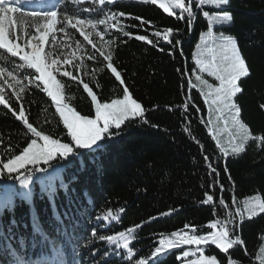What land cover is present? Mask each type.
Masks as SVG:
<instances>
[{"label":"trees","instance_id":"obj_1","mask_svg":"<svg viewBox=\"0 0 264 264\" xmlns=\"http://www.w3.org/2000/svg\"><path fill=\"white\" fill-rule=\"evenodd\" d=\"M189 2L191 0H185L186 4ZM23 5L20 7L25 13L31 12ZM52 5V10L61 15H74L79 19L98 20L111 12L126 13L119 24L132 33V37H124L118 29H108L105 25L96 28L105 32V51L111 52L113 66L121 72L125 85H120L101 57L86 59L91 46L71 28L68 29L71 37L79 40L85 50L84 67L64 65L63 68L88 83L101 102L120 98L123 87L127 86L133 98L144 107L148 123L134 119L122 126L118 135L109 138L105 151L94 154L99 157L96 164L89 162V155H84V171L79 169L78 157H69L71 167H67L68 161H52L48 174L56 177L55 192V184H41L37 179L46 175L44 173H36L32 184L25 189L18 180L9 179L7 171L3 170L0 186L14 184L15 190L11 204H0V264H19V259L31 264L40 260L41 254L44 258L49 256V260H40L41 264H56L59 259L62 264H136L138 259H146L151 264V253L163 236L181 230L192 234V228L195 234L205 235L210 231L209 222L224 220L228 212L234 211L248 196L259 193L264 200V144L259 141H249L244 152L217 164L219 184L211 186L215 176L209 175L203 155L214 157L217 149L207 131V107L201 92L189 85L196 73V45L200 42V33L207 29L199 13L189 28L187 14H184L185 20H180L179 10L176 16H169L158 5L137 0H114L104 5L98 0H54ZM192 7L196 11L195 3ZM205 9L217 11L216 8ZM223 10L233 19L228 25L215 28L216 33L232 35L251 68V76L240 82L243 92L236 101L241 108V119L254 135L264 136V111L260 109L264 104V0H229ZM135 16L149 23L142 24L133 18ZM164 28L178 33L172 44L152 35L158 30L163 34ZM137 35H148L153 45L136 40ZM92 36L99 45L101 41L94 32ZM61 40L72 47L64 48ZM108 41L114 43L109 47ZM56 44L65 53L82 55L73 39L62 33H57ZM14 63H19L17 58L0 50V67L10 68ZM32 71L26 68L19 71L18 78L26 85L20 93L22 100L17 102L13 98L10 108L0 106V160L3 162L20 154L30 143L31 134L13 115L12 110L18 109L20 104L37 130L67 142L66 130L51 98L42 88L28 83ZM57 79L61 77L58 75ZM61 83L64 85L63 102L81 115L94 117L95 106L83 86L70 78L61 79ZM8 92L5 89L6 99ZM185 103L189 104L187 109L183 107ZM195 140L200 141L203 149ZM79 152L83 154L87 150ZM73 175L77 179L70 183L66 196L59 185L69 184ZM220 184L224 186L223 192ZM206 193L214 195L212 203H204ZM221 197L228 203L227 210L219 204ZM0 199H3L2 194ZM108 212L117 219H100ZM151 217L157 219L151 220ZM135 225L142 227L136 231V239L130 245L131 256L125 254L126 250L113 255L114 247L99 239L101 235H114ZM237 234L244 241L247 255L244 246L236 245L228 255L208 246L207 254L216 255L222 264H228L229 259L232 264H260L264 214L240 221ZM178 251L171 252L159 264H181L177 260Z\"/></svg>","mask_w":264,"mask_h":264},{"label":"snow or ice","instance_id":"obj_2","mask_svg":"<svg viewBox=\"0 0 264 264\" xmlns=\"http://www.w3.org/2000/svg\"><path fill=\"white\" fill-rule=\"evenodd\" d=\"M27 0H0V50H3L10 57L18 59V64L14 63L11 67H0V106L10 108L12 99L17 102L22 100L20 93L24 92L26 85L19 77L21 69L34 70L30 73L31 80L28 83L35 84L37 89H41L51 98L55 105V111L62 120L64 129L66 130L67 142L61 139H54L51 135L44 134L43 131L37 130L29 119L25 116V108L22 104L13 111L14 117L22 122L26 131L31 134L30 143L22 149L20 154L14 155L7 159V162L0 160L3 170L8 173V178L18 180L19 184L28 189L33 182L36 173H44L37 177L41 184L56 185L53 192L57 191V180L54 175L48 174V170L52 167L51 162L54 160L68 161L67 167H71L72 161L69 157H78L80 171L86 168L84 155H89V162L96 164L99 157L95 153L105 151L109 138H113L120 133L122 126L131 123L137 119L144 123H148L145 119V109L137 99L133 98V94L127 86L122 89L120 98L111 99L110 102H101L98 100L96 93L85 83L79 79L78 75H74L73 71L63 68L64 65H72V68L84 67V48L79 40L71 37L69 28L76 30L83 38L87 45L91 46V52L86 56L87 60H94L99 56L106 62V66L110 69L115 79L120 85H125V80L117 67L113 66V57L110 51H105L104 36L105 32L96 31L97 25H105L108 29H118L124 37H132V33L125 31L124 26L119 24V20L125 18L124 12H111L105 18L79 19L74 15L58 13L57 10L48 11H31L25 13L20 7ZM99 4H112L114 0H98ZM119 2V0H115ZM137 2L151 5H158L164 13L169 16H176V10H179L178 19L185 20L184 14H187L188 27H192V21L199 13L207 23V31L200 33V41L203 44L200 56L195 58L196 83L189 80L191 88L200 86V92L203 97V103L207 106V115L205 122L207 131L211 139L215 142L217 153L214 157L208 154L203 155L205 167L210 176H215L212 181V187L219 184V170L216 166L222 160L229 156H237L244 152L245 146L249 141H259L264 144V136H256L249 128L248 124L241 119V108L236 102L239 94L243 92L241 81L251 76V68L248 62L241 54L237 40L232 35H225L223 32L216 33L214 28L227 25L232 21V16L223 10L224 6L229 4V0H191L188 4L185 0H137ZM192 3L196 4V11L193 10ZM206 6H213L217 9L215 12L204 10ZM59 7V5H58ZM59 16V20H58ZM135 20L141 21L142 24H148L141 17H133ZM90 28L91 31L86 29ZM101 41L98 45L94 42L92 33ZM57 33H62L73 39L76 49L82 55L75 56L72 52L65 53L60 50V46L56 44ZM157 40L162 37L163 42L167 44L173 43V37L178 35L171 28H164L161 31L152 33ZM51 37V40L49 39ZM136 40L146 42L153 45V40L148 35H137ZM114 41H108L110 47ZM179 44L180 42L177 41ZM64 48H70L72 45L65 44L61 40ZM46 46L48 50L46 51ZM155 46V45H154ZM198 49L201 44H197ZM161 51L163 49H160ZM76 61L74 63L73 61ZM63 69V70H62ZM205 74L214 78L216 83H209L205 79ZM70 78L71 81H78L84 91L90 97V101L95 106L94 117L89 115H81L75 108L70 107L63 102V88L61 79ZM12 81V82H10ZM5 89H8V98H5ZM185 109L189 107L188 103L183 105ZM260 109L264 111V104L260 105ZM222 124L219 129L221 135H227V144L223 143L217 135V126ZM38 141H41L38 143ZM195 143L203 149V145L199 140ZM79 150H87L81 154ZM43 164L47 167H41ZM31 166V167H29ZM65 167V166H61ZM24 170V172H21ZM27 173V174H25ZM13 174H16L13 176ZM231 181L230 173L228 174ZM77 177L72 176L69 184H60L67 196L70 191V183L75 182ZM221 192L224 186L219 185ZM15 185L0 186V204H11V195L14 193ZM71 191H75L71 189ZM70 199V197H69ZM214 201L213 194H205L204 203H212ZM232 203L236 200L233 197ZM219 204L226 210L228 203L221 197ZM244 210L247 211L249 218L255 217L257 214H264V200L260 197L249 198L244 202ZM123 211V209H121ZM170 213H162L168 215ZM243 217V210L239 207L234 211H229L228 216L224 220L214 219L207 224L210 231L205 235L195 234L192 228V234L188 231H176L171 236H163L157 241L158 246L151 253V264H159V261L166 258L171 252L181 246L193 247V251H183L177 256V260L181 261L189 257H198L195 260H189L188 264H222L216 255H205V248L208 246L215 247L220 252L228 255L233 246H244L247 255L246 246L240 235L237 234V228L240 223L236 217ZM111 217L116 220L112 212L104 215L102 220L108 221ZM151 220L157 217H151ZM142 225H135L127 230L120 231L114 235H101L99 239L114 247L113 255H119L121 250H126V255H133L131 243L136 239V231ZM185 228H189L185 225ZM95 231H93V235ZM262 256L258 257L260 264H264V248L260 249ZM136 264H149L146 259H138ZM228 264H232L229 259Z\"/></svg>","mask_w":264,"mask_h":264},{"label":"rangeland","instance_id":"obj_3","mask_svg":"<svg viewBox=\"0 0 264 264\" xmlns=\"http://www.w3.org/2000/svg\"><path fill=\"white\" fill-rule=\"evenodd\" d=\"M51 1H53V0H27V2L29 3V5H31V6H33L32 8H35V9H37V10H34V11H44L45 9H46V7H48L49 6V8L50 9H52V7H51V5L50 4H53L54 2H51ZM49 4V5H48ZM205 8H215V7H213V6H206ZM204 10H207V9H204ZM207 11H209V10H207ZM210 12H213V11H210ZM229 13V12H228ZM228 25V24H227ZM224 26V25H223ZM218 27H221V26H218ZM218 27H216V28H218ZM205 31H207V29L205 30ZM204 31V32H205ZM214 32H216V29L214 28ZM218 34V33H217ZM199 44H201V48L200 49H198L197 48V50L195 51V54H194V61H195V58H197L198 56H200V53L202 52V49H203V44H202V42L200 41L199 42ZM197 73H195V75H196ZM204 78L205 79H208V81H209V83H216V81L214 80V78H210V77H208L206 74H205V76H204ZM191 82L192 83H196V81H195V76L193 77V80H191ZM196 89H198L199 91H200V86H197L196 87ZM207 107V106H206ZM222 124H220V125H218L217 126V135L221 138V140H222V142L223 143H225V144H227V140H228V137H227V135L225 134V135H221L220 134V131H219V129L220 128H222ZM254 197H260L261 198V195L259 194V193H257V194H253V195H250V196H248L247 198H245V199H243L240 203H238L237 204V206H236V208L237 207H239V208H241L242 210H243V217H239L238 216V218H239V220L240 221H243V220H246V219H250L249 218V216H248V213H247V211L246 210H244V202H245V200H248L249 198H254ZM259 214H257L256 216H258ZM255 216V217H256ZM254 218V217H253ZM252 219V218H251ZM262 248H264V246L262 247ZM176 250H179L178 251V254H177V256L178 255H180L183 251H193L194 250V248L193 247H190V246H181L180 248H178V249H176ZM209 250V247H206L205 248V255H209V254H207V251ZM262 256V253H260V255H259V257H261ZM198 257H195V256H193V257H189V258H186V259H184L183 260V264H188V261L189 260H195V259H197ZM219 260V259H218ZM20 264H30L29 262H27V261H23L22 259H21V263Z\"/></svg>","mask_w":264,"mask_h":264}]
</instances>
